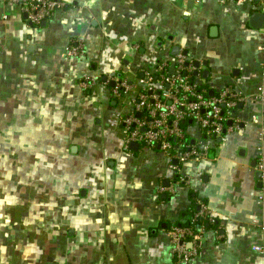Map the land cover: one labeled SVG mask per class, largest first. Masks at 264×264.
Wrapping results in <instances>:
<instances>
[{
    "label": "crops",
    "instance_id": "crops-1",
    "mask_svg": "<svg viewBox=\"0 0 264 264\" xmlns=\"http://www.w3.org/2000/svg\"><path fill=\"white\" fill-rule=\"evenodd\" d=\"M63 1L64 11L36 27L0 0V194L10 187L27 196L0 201V264H176L166 230L200 204L217 216L220 236L208 230L193 264H264L260 104L239 105L241 122L210 158L183 167L190 186L161 193L165 155L126 152L109 90L79 85L88 75L132 79L178 47L202 63L214 93L233 86L255 96L264 86V34L250 25L251 7ZM75 39L86 57L68 60Z\"/></svg>",
    "mask_w": 264,
    "mask_h": 264
},
{
    "label": "built area",
    "instance_id": "built-area-1",
    "mask_svg": "<svg viewBox=\"0 0 264 264\" xmlns=\"http://www.w3.org/2000/svg\"><path fill=\"white\" fill-rule=\"evenodd\" d=\"M17 7L27 17L31 26L40 27L64 11L63 0H4ZM194 3L201 0H191ZM225 3L228 0H219ZM238 7L249 5L252 13L264 14V0H231ZM264 34V29L260 30ZM264 54V44L260 48ZM86 57L83 39H75L65 53V58ZM196 59L187 56L184 50L171 57H162L154 65L140 69L134 78L129 76L88 75L80 78L79 85L85 92H94L106 87L119 110L115 114L116 125L121 134L123 149L134 154L158 151L168 160V186L160 185L161 193L175 194L178 185L190 186L192 179L183 167L200 163L210 158L211 151L226 140L241 119L238 106L252 102L261 105L260 119H264V86L258 94L248 96L233 86L214 93L203 75V67H196ZM264 69V63L262 65ZM114 83V86L111 84ZM254 116L252 121H257ZM232 122L229 126L228 123ZM220 139L221 142H218ZM256 171L261 173L258 204L264 212V149H258ZM177 162V163H175ZM217 216L206 205L200 204L189 225H171L166 234L170 256L176 264H193L203 251L208 230L213 229L219 237ZM264 228V221L262 223ZM192 247L189 248L188 245ZM255 250L262 252V247Z\"/></svg>",
    "mask_w": 264,
    "mask_h": 264
},
{
    "label": "water",
    "instance_id": "water-1",
    "mask_svg": "<svg viewBox=\"0 0 264 264\" xmlns=\"http://www.w3.org/2000/svg\"><path fill=\"white\" fill-rule=\"evenodd\" d=\"M193 5H194V2H193V1H190V3H189V7H192ZM26 18H27V17L25 16V19H26ZM249 21H250V25H251L253 28H255V29H257V30H262V29H264V14H261V13H253V14L251 15ZM46 23H47V22H44V23L42 24V26H45ZM213 31H216V29L214 28V30H212V32H213ZM212 32H211V34H212ZM179 50H180V49H179L178 47H175V48L173 49V51H172V55H176V54L179 52ZM205 65H206V64H205ZM200 66H201V64H200L199 62H196V67L199 68ZM203 75H204V78H208V76H209V72H208V71H205V72L203 73ZM105 80H106V77H103V81H105ZM111 86H114V83H112ZM213 94H214V92L211 91V92H210V95L212 96ZM114 104H115V103H114ZM228 125L231 126V125H232V122H229ZM218 142H221L220 139H219ZM131 149H132L134 152H138V151H139V147H138L137 144H132V145H131ZM175 163H177V162H175ZM253 164L255 165V161H254ZM261 176H262L261 173H257L256 178H257L258 181L261 179ZM164 185H165V186H168V185H169V182L167 181ZM257 187H258V189H261L262 185H261L260 182H258ZM188 247L191 248L192 245L189 244Z\"/></svg>",
    "mask_w": 264,
    "mask_h": 264
},
{
    "label": "rangeland",
    "instance_id": "rangeland-1",
    "mask_svg": "<svg viewBox=\"0 0 264 264\" xmlns=\"http://www.w3.org/2000/svg\"><path fill=\"white\" fill-rule=\"evenodd\" d=\"M9 188L10 187L7 188V190L5 191L4 194H0V201L7 200V202H14L16 204H19V203H22V202H24V201L27 200V196L22 197L21 194H20L21 191L23 190L22 188L21 189L20 188L19 189L17 188L16 189L17 191L14 194H12L13 191H10ZM19 198H21V200H17Z\"/></svg>",
    "mask_w": 264,
    "mask_h": 264
},
{
    "label": "trees",
    "instance_id": "trees-1",
    "mask_svg": "<svg viewBox=\"0 0 264 264\" xmlns=\"http://www.w3.org/2000/svg\"><path fill=\"white\" fill-rule=\"evenodd\" d=\"M198 209H199L198 206L195 205V206L191 209V211H190V215H189L188 219L186 220V222H185V223H182V224H180V225H181V226L189 225V224L191 223V220L193 219L195 213L198 211ZM178 225H179V224H178Z\"/></svg>",
    "mask_w": 264,
    "mask_h": 264
}]
</instances>
